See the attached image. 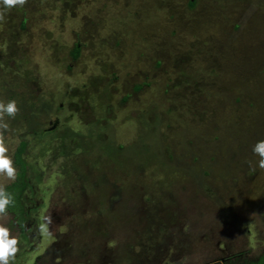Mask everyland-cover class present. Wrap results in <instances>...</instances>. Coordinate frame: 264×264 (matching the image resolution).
<instances>
[{
	"label": "rangeland",
	"instance_id": "obj_1",
	"mask_svg": "<svg viewBox=\"0 0 264 264\" xmlns=\"http://www.w3.org/2000/svg\"><path fill=\"white\" fill-rule=\"evenodd\" d=\"M0 10V102L20 109L5 117L6 143L13 159L25 142L29 181L23 228L11 213L6 222L19 240L13 264H225L264 253L253 152L264 140V0Z\"/></svg>",
	"mask_w": 264,
	"mask_h": 264
},
{
	"label": "clouds",
	"instance_id": "obj_2",
	"mask_svg": "<svg viewBox=\"0 0 264 264\" xmlns=\"http://www.w3.org/2000/svg\"><path fill=\"white\" fill-rule=\"evenodd\" d=\"M27 0H0L2 9L11 10L15 7H23ZM5 21V12L0 10V22ZM20 109L15 100L7 103L0 102V264H13L19 252V240L11 235L10 229L6 226L9 216L8 208L14 204L13 195L7 191L6 185L14 182L17 178V169L14 161L9 155V146L6 143L5 133L9 131V123L5 117L15 118ZM253 152L260 159L258 167L264 169V140L258 141L253 146ZM255 171V169H253ZM51 217L48 218L50 224ZM41 232L50 235L45 226H41Z\"/></svg>",
	"mask_w": 264,
	"mask_h": 264
},
{
	"label": "trees",
	"instance_id": "obj_3",
	"mask_svg": "<svg viewBox=\"0 0 264 264\" xmlns=\"http://www.w3.org/2000/svg\"><path fill=\"white\" fill-rule=\"evenodd\" d=\"M190 5H193L191 1ZM71 55L72 59L76 60L79 56V49L74 48ZM135 89L137 90L139 87L135 86ZM24 146L25 142L20 141L13 157L14 164L17 167V178L14 182L6 185L7 191L10 192L14 197V204L8 208V213H12L14 215L20 229L23 228L27 217V210L24 204V193L29 187L26 163L22 158ZM225 264H264V253L256 259L243 257L241 259L235 260L231 257H228L225 259Z\"/></svg>",
	"mask_w": 264,
	"mask_h": 264
},
{
	"label": "flooded vegetation",
	"instance_id": "obj_4",
	"mask_svg": "<svg viewBox=\"0 0 264 264\" xmlns=\"http://www.w3.org/2000/svg\"><path fill=\"white\" fill-rule=\"evenodd\" d=\"M12 214V213H11ZM13 215V214H12ZM14 216V215H13Z\"/></svg>",
	"mask_w": 264,
	"mask_h": 264
}]
</instances>
